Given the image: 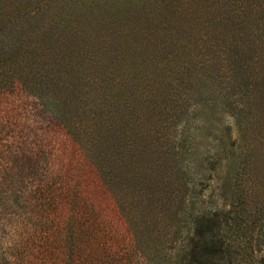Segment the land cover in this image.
Instances as JSON below:
<instances>
[{"label":"trees","instance_id":"16d2710c","mask_svg":"<svg viewBox=\"0 0 264 264\" xmlns=\"http://www.w3.org/2000/svg\"><path fill=\"white\" fill-rule=\"evenodd\" d=\"M50 1L0 0V95L32 96L81 148L126 225L135 259L264 264V233L256 234L264 226L261 0H62L58 13L46 14ZM219 107L241 138L230 144L237 146L227 204L206 209L189 171H216L229 159L221 140L213 155L197 151L199 141H211ZM87 200L81 234L71 236L78 220L63 217L61 227L33 201L39 229L69 244L81 236V264H101L92 245L84 252L86 231L105 223ZM28 241L0 245V264H25Z\"/></svg>","mask_w":264,"mask_h":264},{"label":"rangeland","instance_id":"374dc122","mask_svg":"<svg viewBox=\"0 0 264 264\" xmlns=\"http://www.w3.org/2000/svg\"><path fill=\"white\" fill-rule=\"evenodd\" d=\"M168 1L170 0H164V3ZM186 1L188 0H184ZM61 2L62 0H52L44 4L43 11L46 14L58 13ZM261 3L264 5L263 0ZM146 18L142 16L139 20ZM44 20L45 16L42 15L37 22ZM22 24L23 22H19L14 26L20 27ZM28 25L24 24V27ZM26 31L29 32L27 29ZM214 112L211 124L217 130L214 129L210 134V142H198L197 151L206 153L205 155L210 152L213 155L217 150L214 149L215 140H221L230 150L229 159L217 167L216 171L198 172L195 165L189 171L197 192L200 193L197 201L203 200L202 206L206 209L221 208L227 204L223 194H229L227 180L232 175L230 156L237 146L235 143L234 146L230 144L241 138L235 119L224 113L221 107ZM207 114L211 117L210 112ZM86 198L103 212L105 223L96 232L93 227L86 231L90 245L83 242V246L87 247L84 252L92 251L93 246L102 257L101 264H112V261L119 264L115 262L116 259L124 264V258H130V264H144L138 254L136 259L130 254L132 238L126 225L81 148L32 96L20 90L7 96L0 95L2 248L12 247L17 243L24 246L30 240L28 243L31 248L21 261L25 264H81V236L69 244L70 241L64 242V234L58 238L44 230L45 226L39 229L42 227L40 213L33 200H39L41 207L60 225L63 224V217L71 218L72 221L78 220L80 227L69 230L71 236L81 234V214L84 212L83 200ZM70 224L73 225L71 221ZM257 233L263 234L264 226Z\"/></svg>","mask_w":264,"mask_h":264}]
</instances>
